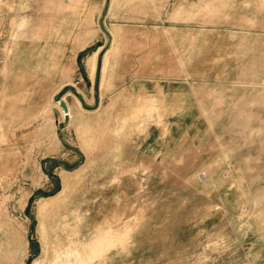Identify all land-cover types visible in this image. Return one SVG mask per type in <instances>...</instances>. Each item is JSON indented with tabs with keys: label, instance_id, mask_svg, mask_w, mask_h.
Listing matches in <instances>:
<instances>
[{
	"label": "rangeland",
	"instance_id": "374dc122",
	"mask_svg": "<svg viewBox=\"0 0 264 264\" xmlns=\"http://www.w3.org/2000/svg\"><path fill=\"white\" fill-rule=\"evenodd\" d=\"M249 2L217 18L188 0L168 51L119 67L115 86L139 80L100 120L25 125L23 161L0 159V264H264V0ZM102 11L0 0V157L4 98L47 111L55 58L61 84L92 41L88 75Z\"/></svg>",
	"mask_w": 264,
	"mask_h": 264
},
{
	"label": "crops",
	"instance_id": "0c3cea01",
	"mask_svg": "<svg viewBox=\"0 0 264 264\" xmlns=\"http://www.w3.org/2000/svg\"><path fill=\"white\" fill-rule=\"evenodd\" d=\"M222 3L226 4L225 10V7H222ZM249 4V0H211L210 6L212 14L217 18L220 15L244 17L247 16L244 12L248 13L250 11ZM104 5L105 0H102L103 8ZM187 5L188 0H110L109 10L105 18V27L111 35L112 42L104 57L98 109L87 111L82 108L74 96L68 95L66 102L70 111L69 119L65 120V113L54 103L53 98L65 85L73 84L85 96L88 103L93 104V83L97 57L102 46L107 43V37L99 26V20L98 38L100 41L95 45L96 47L92 54H88L87 61H84L88 75L83 74L78 55L90 48L92 41L82 44L76 48V52L72 53L68 59L72 68L61 80V84H59L58 78L59 58H55L56 71L54 73L56 77L53 80L54 84L51 94L53 104L45 108L47 111L42 108L38 112H33L32 116L27 118L25 116L27 115V109L22 102L12 103L11 100L8 101L7 97L4 98L2 110H8L7 112L9 113L7 117L3 118L5 142L1 144L4 148L0 159L2 156L3 159L4 156H7L9 160H13L16 163L23 161L26 146L25 125H67L66 130H70L75 125H85V123L94 121L96 118L100 120L108 110L115 111L116 106L107 105L108 101H112L117 93L133 85V80H139L138 75H135L134 78L132 75L129 77L127 75L126 80L122 84L115 86L113 82L117 77L119 67L137 64L139 57L145 55L148 51H168L170 49L171 34H177L180 37L181 31L184 30L187 24L185 21ZM256 16L263 15L258 14ZM142 80L151 82L153 77L145 76ZM17 115L20 116L17 117ZM59 133L58 128H56V137L58 139L60 137ZM38 144H43V140L35 143V145ZM77 152L84 155V151L80 148L77 149Z\"/></svg>",
	"mask_w": 264,
	"mask_h": 264
},
{
	"label": "water",
	"instance_id": "95a60500",
	"mask_svg": "<svg viewBox=\"0 0 264 264\" xmlns=\"http://www.w3.org/2000/svg\"><path fill=\"white\" fill-rule=\"evenodd\" d=\"M110 0H105V5L102 11V14L99 18V26L105 36L107 37V43L102 46L101 51L98 54L97 57V66H96V72H95V78L93 83V104H89L86 100L85 96L80 92V90L73 84L65 85L53 98V101L55 104H57L60 109L65 113V120L69 119V106L66 102V97L68 95L74 96L79 103L81 104L82 108L87 111H94L97 110L100 105V81H101V73H102V67L104 62V57L108 50L110 49L112 38L110 33L105 27V18L109 10ZM46 194V193H43ZM34 197L30 199V204L33 202ZM30 209L27 210V214L29 215ZM36 221H33V225L31 228V234H33L35 230ZM28 263H32V259H29Z\"/></svg>",
	"mask_w": 264,
	"mask_h": 264
},
{
	"label": "trees",
	"instance_id": "16d2710c",
	"mask_svg": "<svg viewBox=\"0 0 264 264\" xmlns=\"http://www.w3.org/2000/svg\"><path fill=\"white\" fill-rule=\"evenodd\" d=\"M84 54H82V56H83Z\"/></svg>",
	"mask_w": 264,
	"mask_h": 264
}]
</instances>
